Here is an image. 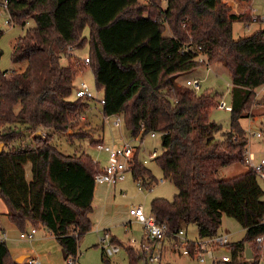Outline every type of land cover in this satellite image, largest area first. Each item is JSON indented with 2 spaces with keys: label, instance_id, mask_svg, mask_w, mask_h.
Returning <instances> with one entry per match:
<instances>
[{
  "label": "trees",
  "instance_id": "1",
  "mask_svg": "<svg viewBox=\"0 0 264 264\" xmlns=\"http://www.w3.org/2000/svg\"><path fill=\"white\" fill-rule=\"evenodd\" d=\"M162 1L8 0L7 25L24 28L32 21L34 27L26 29L10 56L12 64L25 63L24 69H0V200L7 220L21 232L27 226L46 229L63 260L79 264V242L92 228L99 163L86 153H61L52 144L53 133L42 130L84 139L79 124L92 101L71 98L84 66L67 48L87 45V68L104 99L101 115L121 116L126 139L160 137L161 151L152 161L177 194L151 200L148 214L173 233L194 226L198 239L218 235L223 216L233 219L244 235L226 247L229 264H257L253 251L264 235V191L250 169L232 177H221L219 170L244 164L248 137L241 120L253 106L264 107V95L256 97L264 86V30L233 39L230 10L222 0H165V8ZM198 53L206 61H198ZM214 64L230 77L227 130L209 119L222 95L177 84ZM26 134L32 145L15 147ZM139 152L137 147L130 162L131 179L149 190L158 181ZM111 242L124 248L127 264L141 262L138 249L115 238ZM246 249L251 260H244ZM100 260L111 264L103 250ZM0 264L27 263H17L0 242Z\"/></svg>",
  "mask_w": 264,
  "mask_h": 264
},
{
  "label": "rangeland",
  "instance_id": "2",
  "mask_svg": "<svg viewBox=\"0 0 264 264\" xmlns=\"http://www.w3.org/2000/svg\"><path fill=\"white\" fill-rule=\"evenodd\" d=\"M252 1L253 5H251V1L240 2L238 0H222V3L230 10L229 17L233 21V39H239L243 36L250 35L259 28L264 30V21L260 19V15H264V0ZM1 2L2 0H0V3ZM139 2L140 4L144 5L147 3V0H139ZM252 6L256 14L251 12ZM162 7H166L165 0L162 1ZM254 15L256 16V22L252 20V16ZM7 21L8 14L0 6V33H2L0 36V50L3 52V55L0 59V69L6 72L13 71L15 69L17 71H22L26 64H12L10 56L18 39L25 34L27 28L34 27V23L30 21L24 28H21L18 26H8ZM84 35L86 37L88 36V29H85ZM87 53L88 46L86 45L83 49L74 50L72 54L75 57L83 59L87 57ZM61 64L66 65L67 60L65 58H61ZM210 68L211 70L209 72L206 71V67L198 68L192 74L179 78L177 83L184 85L186 79H192L193 77H196L199 80L203 79L200 84L199 93H201L203 90L211 89L213 92L222 95L221 99H218L217 103L224 101L227 105H230L229 92L231 83L228 71L221 64L212 65ZM80 75L82 76L80 77ZM78 76L79 77L75 80L76 82L78 80H82L87 83L94 91V77L89 68H86L85 66L82 67ZM262 89H264V87L256 90L257 99H260L264 95V91H261ZM101 95L102 93L100 92L98 96ZM71 98L74 99L73 96ZM16 109H18V107ZM247 114L252 117H264V107L253 106ZM248 118H243L241 120V126L245 131H248L249 128H256L257 126V123H251L250 125ZM112 119L113 118H109V124L112 123ZM209 119L210 121L221 125L223 130H227L229 127V112L220 110L217 106H214L211 109ZM108 123H104L99 105L95 102H92L90 108L81 117L79 124V131L80 133L84 134V139L73 138L69 140L67 134H57L48 130H42V133L43 135L53 133L52 144H54L61 153L65 155L86 153L90 155L92 159L97 160L100 166H103L105 159L104 154L98 153L96 147L91 145L90 142L91 140H97L101 138L103 130L105 132L103 133L105 135V140L110 136V134H112V136H118V129L110 127ZM110 130H112V133H110ZM261 130H264V124L262 125ZM143 143L144 152L143 150L141 151L140 148L139 159L144 162L145 167H147L152 172L156 180L159 181L162 179L160 170L153 161L147 159V155L148 152L153 150H156L158 154L160 153V137L157 136L156 138L151 139L147 136L144 138ZM28 145H32V136L28 134L24 136L22 141L14 143L15 147H24ZM247 149L254 153L258 159L264 158L263 134H261L260 139L256 138L255 136L248 138V145L245 150ZM236 165L237 168L236 171H234V175L237 174V172H242L248 169L241 163H237ZM260 186L264 191V184L261 183ZM102 189V186L97 185L98 197H100V193H102V195L100 199H98V203L90 215L92 228L81 239L78 245L79 264H103L100 260L102 246L99 244V240L102 237V232L105 230H109L110 236L123 243L124 246H132L137 250L142 237H140L142 228L133 222L131 223V226L127 224L128 210L134 206H142L144 212L148 214L150 212L149 203L151 200L157 198L171 200L173 196L177 194L176 188L166 180L163 184H159L157 182L149 190L143 189L142 192H140L136 186V183L131 179L130 175H127L125 182L117 184L114 189H110L109 193H103ZM262 200L264 201V196ZM3 207H5V204L2 200H0L1 213H3L6 209L5 207L3 210ZM1 219H4L2 215ZM27 228L29 227H26L25 230ZM36 230L38 232L37 235L45 234L43 228ZM186 231L187 238L189 240L198 239L196 228L189 226ZM20 233L21 231L17 230L14 233V237L16 236L18 239V235ZM219 234H227L229 237V242L232 244L239 242L242 239L244 231L235 220L223 216ZM132 240H135L136 243H131L130 241ZM18 241L20 243L17 245H10L13 253L14 248L19 250L26 249L28 253H34L33 255L37 257L40 264H67V261L63 260L61 249L54 239L45 240V242L41 244H36L33 242L34 244L32 243V246L29 245L32 240H30V242L29 240L24 242L21 240ZM167 242H169L170 245V241ZM253 252L254 258L256 260L257 251ZM217 255H229V250L227 248H222L217 252ZM244 260L246 259L244 258ZM109 261L111 264H127V256L124 248L120 247V252L115 256H110ZM162 261L164 264H166L165 262L170 264H199L194 259L188 258L178 251H176V253L165 251ZM139 264H141V262Z\"/></svg>",
  "mask_w": 264,
  "mask_h": 264
},
{
  "label": "built area",
  "instance_id": "3",
  "mask_svg": "<svg viewBox=\"0 0 264 264\" xmlns=\"http://www.w3.org/2000/svg\"><path fill=\"white\" fill-rule=\"evenodd\" d=\"M8 0H2L0 6L3 10H7ZM252 13L255 10L251 9ZM260 19L264 21V15H260ZM252 20L256 22V16H252ZM200 52L199 48H196ZM74 49L72 47L67 48V55L73 57ZM197 60L202 62L206 61V56L198 53ZM82 65L86 68L89 65L88 57L82 59ZM211 70L210 65L206 66V71ZM80 72V71H79ZM81 74V73H80ZM78 77V76H77ZM199 80L186 81L185 86L192 88L196 93L200 92ZM99 91H94L91 87L82 80L75 81L73 84L72 96L74 99H87L101 106L104 105V99ZM257 95V92H256ZM220 110L229 112L231 110L230 105H227L224 101H220L217 104ZM249 117V118H248ZM247 116L248 121L251 123H257L258 128H249L246 131L247 137L255 136L261 138V128L264 124V117ZM109 118L112 119V126L115 129H122V117L119 115L105 117L102 115L104 123H107ZM149 138L154 139L158 136L156 133H150L147 135ZM146 136V137H147ZM145 138V137H144ZM144 139H140L139 136L123 140L121 145L114 146L109 144L100 143L96 146L97 152L106 155V163L99 167L97 173L94 176V184L108 185L111 187L116 186L126 180L127 175H130V162L136 152V148H144ZM158 155L156 150L148 152L147 158L153 160ZM244 165L250 169L256 176L259 184H264V158L258 159L256 155L250 152L248 149L244 153ZM131 176V175H130ZM137 188L142 192L143 188L139 180L134 181ZM164 179L158 181L159 184H163ZM129 219L139 225L142 228V237L139 242V248L142 255L141 264H161L162 261V245L166 241H170L172 250L178 251L184 256L194 259L199 264H229L231 261L230 255H217V252L222 248H226L230 242L227 234H218L211 238L189 240L184 229H179L177 233H173L166 225H160L156 223L155 217L151 214H146L142 206H134L128 210ZM264 225V221H263ZM37 230L30 228L29 231H23L19 234V239L22 241L32 240ZM7 240L6 232L0 227V242ZM111 236L108 232L103 231L102 237L99 240V244L102 246L103 253L106 257L115 256L120 252V246L111 242ZM136 243L135 240L130 241ZM257 251V264H264V235L255 240ZM67 264H73V259L68 258ZM27 264H40L35 259H25Z\"/></svg>",
  "mask_w": 264,
  "mask_h": 264
},
{
  "label": "crops",
  "instance_id": "4",
  "mask_svg": "<svg viewBox=\"0 0 264 264\" xmlns=\"http://www.w3.org/2000/svg\"><path fill=\"white\" fill-rule=\"evenodd\" d=\"M251 5H253V1H251ZM252 8H253V6H252ZM259 30H262L261 28H259L258 30H255V32L256 31H259ZM254 33V32H253ZM248 36V35H247ZM243 37H245V36H243ZM242 38V37H241ZM215 65V64H214ZM210 66H212V65H210ZM196 71V70H195ZM82 75H80V77H81ZM79 77V76H78ZM77 77V78H78ZM80 79V78H79ZM192 80H199L198 78H196V77H193L192 79H190V78H188V79H186V81H192ZM185 81V82H186ZM200 82H202L203 81V79L202 80H199ZM178 85H182V84H180V83H177ZM185 84V83H184ZM262 87H264V86H262ZM262 92L264 91V89H262L261 90ZM107 123H108V121H107ZM109 124V123H108ZM109 126L110 127H113L112 126V123H110L109 124ZM259 126L257 125L256 126V128H258ZM104 128V127H103ZM114 128V127H113ZM255 128V129H256ZM103 133H105L104 132V130H103ZM101 134V138H99V139H97V140H100L101 141V143H103V144H109V145H114V146H118V145H121V143L123 142V140H126V138L124 137V135H123V131L122 130H120V129H118V136L116 137V136H112V134H110V136L108 137V138H106V140H105V135L104 134ZM110 133H112V130H110ZM260 139V138H259ZM249 143H250V141H249ZM143 150V152H144V148H141V151ZM104 157H105V159H104V164L106 163V155L104 154ZM139 157H140V153H139ZM148 159V158H147ZM94 160V159H93ZM148 160H151V159H148ZM95 162H98L97 160H94ZM140 161L141 162H143L141 159H140ZM152 161V160H151ZM99 163V162H98ZM144 163V162H143ZM244 165V164H243ZM237 165L236 164H233V165H231V166H229V167H226V168H222V169H220L219 170V175L221 176V177H231V176H235V175H238L239 173H243L244 171H247V170H244V171H242V172H237V174H235L234 175V171H236V167ZM245 166V165H244ZM99 167H101L100 166V164H99ZM246 167V166H245ZM247 168V167H246ZM28 172H29V167L27 166V176H28V179L30 178L29 177V175H28ZM125 182V181H124ZM123 183V182H122ZM120 184V183H119ZM99 186V185H98ZM100 186H102V192L103 193H109L110 192V189H114L115 188V186L114 187H111V186H108V185H100ZM101 195H102V193H100V197H101ZM100 197H98V192H97V186H95V190H94V195H93V202H92V207H93V210L95 209V206L97 205V203H98V199H100ZM6 207V206H5ZM5 207H3V210L5 209ZM0 214L4 217V219H1L0 218V227L6 232V234H7V240L5 241L6 242V244H8V247H9V250H10V253H11V255H12V257L14 258V259H16V258H19V257H23V261L22 262H24L25 263V259H35V260H37L38 261V259H37V257L36 256H34L33 254H32V252L31 253H28V251L26 250V249H21V250H19V249H16V248H14V253L12 252V250H11V247H10V245H12V246H15V245H17L18 243H20L18 240H20L19 239V235H18V239H17V237L15 236L14 237V233L17 231V229L15 228V226H13L11 223H9V221L7 220V208L5 209V211L3 212V213H1L0 212ZM127 217H128V214H127ZM128 219V221H127V224L129 225V226H131V223H132V221L129 219V217L127 218ZM27 227H29L30 228V226H27ZM189 226H187V227H185L184 228V231H185V235H186V237H187V228H188ZM194 227V226H193ZM29 228H27L25 231H28V229ZM195 228V227H194ZM44 231H45V234L44 235H37L38 234V232H36V234H35V236H34V238L32 239V241L29 243V245H31L32 246V243L34 242V243H36V244H41V243H43V242H45V240H51V239H54L53 238V236H51L50 235V233L46 230V229H44ZM99 231V230H98ZM106 232H108V233H110L109 232V230H105ZM197 232V231H196ZM16 235V234H15ZM142 236V233H141V235H140V237ZM55 240V239H54ZM111 240H112V237H111ZM22 241V240H21ZM24 242V241H23ZM33 243V244H34ZM121 243V242H120ZM121 244H123V243H121ZM132 247V246H131ZM32 251V250H31ZM170 252V253H176V251H174V250H172L171 249V247H170V245H169V242H165V243H163V245H162V255H163V258H164V252ZM163 258H162V260H163ZM163 261H161V263H162ZM40 263V262H39ZM166 264H170V263H167V262H165ZM162 264H164V263H162Z\"/></svg>",
  "mask_w": 264,
  "mask_h": 264
},
{
  "label": "water",
  "instance_id": "5",
  "mask_svg": "<svg viewBox=\"0 0 264 264\" xmlns=\"http://www.w3.org/2000/svg\"><path fill=\"white\" fill-rule=\"evenodd\" d=\"M0 150H1V146H0ZM245 259L246 260H251L252 259V253H251L250 249H246V251H245ZM15 261L17 263H22L23 257L16 258Z\"/></svg>",
  "mask_w": 264,
  "mask_h": 264
}]
</instances>
